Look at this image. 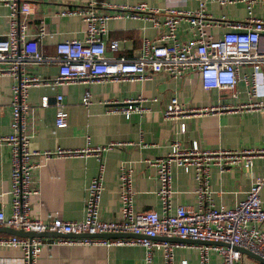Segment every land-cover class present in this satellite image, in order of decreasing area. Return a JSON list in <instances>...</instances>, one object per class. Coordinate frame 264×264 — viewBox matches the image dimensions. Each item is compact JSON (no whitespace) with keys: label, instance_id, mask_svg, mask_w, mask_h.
<instances>
[{"label":"built area","instance_id":"built-area-1","mask_svg":"<svg viewBox=\"0 0 264 264\" xmlns=\"http://www.w3.org/2000/svg\"><path fill=\"white\" fill-rule=\"evenodd\" d=\"M194 10L165 8L161 11L162 20L152 18L154 27L162 31L154 39L145 38L140 54L134 58L112 57L106 55L107 46L103 35L107 32V22L114 18L141 17L140 13L158 10L145 3L133 6H113L125 9L124 12L98 13L94 7L66 9L60 13L78 15L84 22V37L59 42L55 47V56L47 58L40 51L38 37L46 34L43 22L37 36L29 37L26 18L32 14L30 4L25 0H2L8 6L9 27L0 37V75L12 78V97L10 102V133L0 138V144L10 147L11 164V212L6 215L0 210V227L26 232H54L62 235H99L132 234L139 237L103 238V237H55L28 239L17 235L0 236V247L20 249L23 256L14 264H36L42 249L49 244H79L93 246H142L145 249V262L150 264L153 251L161 253L162 264H174V250L183 243L166 239H190L200 242H216L221 245L196 244L197 264H210V255L215 254L220 264H249L245 261L247 250L264 260V208L261 206L259 191L264 184L255 181L249 186L244 198L234 206H214L210 202L208 185L209 171L216 168L223 172L232 167L250 170L252 160L264 156V146L244 147L239 150L202 149L193 141L188 147H182L173 140L168 145L165 156L150 160L155 168L158 188L159 212L155 210L136 211L132 187V170L122 162L119 174V200L121 215L117 220L100 218L99 206L102 192L104 164L102 152L114 144L103 147L71 150L55 148L51 150H33L30 148V121L32 115L27 96L33 86H56L67 82H122L144 81L154 73H164L172 79L182 77L187 71L198 74L204 90H222L236 96L235 87L239 81L247 87V96L251 100L264 96V19L255 18L252 13L258 0H194ZM219 6L240 2L244 5L246 17L243 21H228L224 16L217 19L205 13L207 3ZM23 16L24 20L20 17ZM188 25L190 38L179 40L176 30L179 22ZM223 26L226 31L220 38L214 39L208 33L209 28ZM119 42L112 40L108 44L111 52H117ZM53 61L59 64V76L51 82L36 75H27L28 64H43ZM250 65L248 75H240L239 68ZM92 93L87 90L82 104H91ZM148 99L142 96L129 98L119 104L108 103V112L121 114L126 118L132 113H142L143 104ZM151 101H155L152 99ZM252 108H264V101L248 103ZM41 106H48V98L41 99ZM188 109L177 98L169 99L162 113L163 118L176 119L196 113ZM68 114L63 96H56L55 128L67 126ZM183 123L179 131L184 132ZM120 145V144H118ZM94 156L99 162V170L85 187L82 218L64 221L58 214L50 215L47 220L34 219L30 214V199L37 193L34 171L52 159H65L77 156ZM179 167L184 172L191 170L196 183L194 190L195 206H176L172 209L171 168ZM49 241V242H47ZM225 244V245H222ZM0 264H11L0 260ZM185 264V262H182ZM259 264V263H257Z\"/></svg>","mask_w":264,"mask_h":264},{"label":"crops","instance_id":"crops-1","mask_svg":"<svg viewBox=\"0 0 264 264\" xmlns=\"http://www.w3.org/2000/svg\"><path fill=\"white\" fill-rule=\"evenodd\" d=\"M32 8L26 18L29 37L37 36L41 22L46 34L38 37L43 56L53 58L59 42L84 37V22L78 15L61 16L66 9L92 6L98 13L124 12L113 6H133L140 3L158 10L140 13L141 17L114 18L107 22V32L103 42L107 46L106 55L134 58L140 54L145 38L154 39L162 31L154 27L152 18L162 20L165 8L194 10V0H25ZM8 6L0 0V37L9 27ZM205 13L213 19L224 16L228 21H243L246 17L244 5L240 2L219 6L207 3ZM255 18L264 19V0H258L252 9ZM24 20V17H20ZM226 28L219 25L207 30L214 39L220 38ZM176 34L179 40L190 38L188 25L181 21ZM119 42L117 52H111L108 44ZM27 75L40 76L53 82L59 76V64L48 61L43 64H28ZM250 65L239 68L240 75H248ZM13 80L8 75H0V138L10 133ZM92 93L91 104L84 106L85 91ZM236 96L222 90H204L198 74L187 71L182 77L172 79L164 73H154L144 81L122 82H67L56 86H33L28 90L27 101L33 109L30 121V148L51 150L55 148L82 150L114 144L102 152L104 173L99 215L104 220H117L121 215L119 200V174L122 162L132 170L134 208L136 211L155 210L160 204L156 195L158 181L156 171L149 161L165 156L168 145L176 140L182 147L195 141L202 149L239 150L244 147L264 146V108H252L249 102L264 101V96L249 99L247 87L239 81L235 87ZM63 96L68 114L67 126L55 128L56 96ZM142 96L148 99L143 104L142 113H132L129 118L121 114L109 113L108 103ZM48 98V106H41V99ZM175 97L185 108L198 110L196 113L176 119L163 118L162 113L169 99ZM155 99V101H151ZM185 126L179 131L180 124ZM120 144V145H118ZM99 162L92 156H77L52 159L34 171L37 193L30 199V214L34 219L47 220L52 214L64 221L82 218L85 187L96 176ZM264 182V156L252 160L250 170L232 167L223 172L216 168L209 171L208 185L210 202L214 206H234L241 201L251 183ZM171 205L195 206L196 183L191 170L171 168ZM11 164L10 147L0 144V210L6 215L11 212ZM261 206L264 208V184L259 191ZM9 234L0 233V236ZM54 239L55 237H43ZM47 241V242H49ZM174 250V264H197L198 252L195 244L183 243ZM20 249L0 247V260L14 264L21 260ZM249 264H262L246 255ZM36 264H146L145 249L142 246H93L79 244H47L40 253ZM150 264H162L161 253L153 251ZM210 264H220L217 255H210Z\"/></svg>","mask_w":264,"mask_h":264},{"label":"water","instance_id":"water-1","mask_svg":"<svg viewBox=\"0 0 264 264\" xmlns=\"http://www.w3.org/2000/svg\"><path fill=\"white\" fill-rule=\"evenodd\" d=\"M0 233H6L9 235H17L19 237H26L28 239H32L35 237H67V238H73V237H103V238H128V237H139L135 236L132 234H99V235H82V236H74V235H62L59 233H54V232H44V233H36V232H26V231H21V230H14L12 228H7V227H0ZM168 241L172 242H178V243H192V244H212V245H221L220 243L216 242H200L197 240H190V239H178V238H170L166 239ZM225 245V244H222ZM243 253L248 255L249 257L257 260L258 262L264 264V260L261 259L260 257L252 254L251 252H248L247 250H241Z\"/></svg>","mask_w":264,"mask_h":264}]
</instances>
